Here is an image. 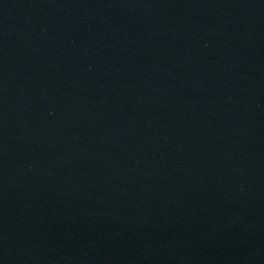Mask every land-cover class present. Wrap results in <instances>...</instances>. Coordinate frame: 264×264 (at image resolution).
<instances>
[{"label":"water","instance_id":"water-1","mask_svg":"<svg viewBox=\"0 0 264 264\" xmlns=\"http://www.w3.org/2000/svg\"><path fill=\"white\" fill-rule=\"evenodd\" d=\"M0 264H264V0H0Z\"/></svg>","mask_w":264,"mask_h":264}]
</instances>
